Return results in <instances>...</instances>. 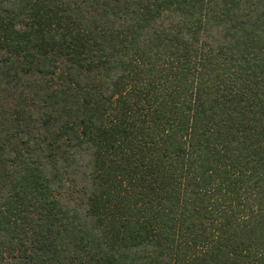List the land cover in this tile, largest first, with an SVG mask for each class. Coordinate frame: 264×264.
<instances>
[{
	"label": "trees",
	"instance_id": "16d2710c",
	"mask_svg": "<svg viewBox=\"0 0 264 264\" xmlns=\"http://www.w3.org/2000/svg\"><path fill=\"white\" fill-rule=\"evenodd\" d=\"M0 264H264V0H0Z\"/></svg>",
	"mask_w": 264,
	"mask_h": 264
}]
</instances>
